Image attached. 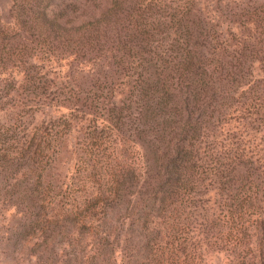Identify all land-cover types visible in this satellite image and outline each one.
<instances>
[{"label": "trees", "instance_id": "16d2710c", "mask_svg": "<svg viewBox=\"0 0 264 264\" xmlns=\"http://www.w3.org/2000/svg\"><path fill=\"white\" fill-rule=\"evenodd\" d=\"M12 8L0 109L67 110L0 133L2 199L23 205L43 250L56 239L60 264H203L213 247L264 264V77L251 71L264 60V0L224 4L243 37L223 36L196 0ZM78 122L74 175L57 184L48 170Z\"/></svg>", "mask_w": 264, "mask_h": 264}, {"label": "rangeland", "instance_id": "374dc122", "mask_svg": "<svg viewBox=\"0 0 264 264\" xmlns=\"http://www.w3.org/2000/svg\"><path fill=\"white\" fill-rule=\"evenodd\" d=\"M65 2H75L85 11H92L94 4L103 5L105 0H64ZM198 7H200L202 13L207 18L215 23L216 28L222 32L225 36V31L231 30L234 35L237 36L239 30L237 27V21L235 17H230L227 11L224 9V4H227L230 9H234V6H240L244 2L251 3V1L261 0H220V6L216 5L217 0H196ZM220 7V8H219ZM0 22L3 26H12L13 23V8L12 0H0ZM245 24V23H244ZM250 24H245L244 28L247 30L252 29ZM243 28V29H244ZM251 31V30H250ZM246 30H244L245 34ZM241 33V32H240ZM238 34L240 37L243 35ZM229 42V41H228ZM240 47V43L236 48ZM231 48V47H230ZM227 47V51L230 49ZM251 71L253 77H264V60L261 53H258L255 58H252ZM66 61H61V65H64ZM63 68V67H62ZM117 95V94H116ZM117 97V96H116ZM14 106L11 108L0 109V133H3L5 129H8L6 134L13 131L17 134L26 133L27 129L34 125H38L42 120H46L48 116L54 117L60 113H65L67 110L64 108H47L46 106H39L37 112L31 113L26 105H21L17 100L14 102ZM81 123L71 128L68 136L65 138L60 155L54 162V166L48 170L49 176H51L57 184H69L70 177L74 175L76 165V143L81 136L78 131V126ZM3 127V128H2ZM223 130L222 136L218 135V139L224 140L226 126L221 128ZM5 134V133H4ZM3 136V135H2ZM120 138H132L127 137V134L122 135ZM140 147L135 144H128L125 153L135 157H139ZM48 178V177H46ZM207 180L204 181L206 183ZM3 187L0 181V264H60L58 261L59 247L53 241L52 248L50 244H46L50 248V252L43 250L44 235L37 229L33 233L28 231L30 221L27 220L28 216L21 211L23 205L15 207L11 202L6 201L3 198ZM2 195V197H1ZM214 187L210 189L204 196L209 199L206 205H213V208L208 213H217L218 210L213 204ZM203 264H238L242 258V252L238 251L236 255H233L229 251L216 250L213 247H207L201 250ZM244 262H248L244 260ZM254 262V261H253ZM255 264H260L255 260Z\"/></svg>", "mask_w": 264, "mask_h": 264}]
</instances>
